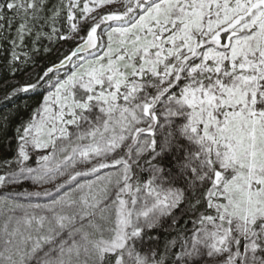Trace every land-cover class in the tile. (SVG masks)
<instances>
[{
  "label": "snow or ice",
  "instance_id": "obj_1",
  "mask_svg": "<svg viewBox=\"0 0 264 264\" xmlns=\"http://www.w3.org/2000/svg\"><path fill=\"white\" fill-rule=\"evenodd\" d=\"M0 72V264H264V0H0Z\"/></svg>",
  "mask_w": 264,
  "mask_h": 264
},
{
  "label": "trees",
  "instance_id": "obj_2",
  "mask_svg": "<svg viewBox=\"0 0 264 264\" xmlns=\"http://www.w3.org/2000/svg\"><path fill=\"white\" fill-rule=\"evenodd\" d=\"M43 64V61H41ZM6 73L0 72V77L5 76ZM2 95V93H0ZM37 103V99L35 97L29 98L28 95H21L19 98L16 100V104L19 105V116H15V118L8 124H5L3 128H0V157H3L4 154L10 152L12 148L10 147V144L12 147H14V140L13 137L15 136V128L19 123L20 119H27V116L29 114L30 108L35 107ZM27 104L30 106L29 109H25L24 105ZM10 110L12 113H15V109L13 108L12 105L10 104H4L0 103V117H3L5 114L9 113ZM38 157L36 155L33 156V160L29 161V164L32 165L33 167L36 166L35 160ZM51 187V186H47ZM32 191L40 190L39 187H35L30 189ZM40 202H44V199L41 198ZM2 207V205H0ZM3 220V215L0 213V221ZM190 227V225H188Z\"/></svg>",
  "mask_w": 264,
  "mask_h": 264
},
{
  "label": "rangeland",
  "instance_id": "obj_3",
  "mask_svg": "<svg viewBox=\"0 0 264 264\" xmlns=\"http://www.w3.org/2000/svg\"><path fill=\"white\" fill-rule=\"evenodd\" d=\"M42 154V153H41Z\"/></svg>",
  "mask_w": 264,
  "mask_h": 264
}]
</instances>
